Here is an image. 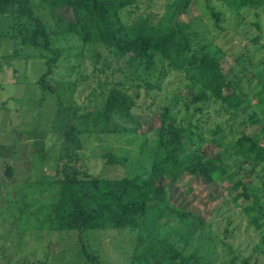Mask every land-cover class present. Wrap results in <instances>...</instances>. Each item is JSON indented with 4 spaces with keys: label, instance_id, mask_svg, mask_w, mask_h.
Segmentation results:
<instances>
[{
    "label": "rangeland",
    "instance_id": "1",
    "mask_svg": "<svg viewBox=\"0 0 264 264\" xmlns=\"http://www.w3.org/2000/svg\"><path fill=\"white\" fill-rule=\"evenodd\" d=\"M170 1L138 0L137 12L157 22ZM32 2L44 22L54 28L44 2ZM227 3L228 0H193L182 18L191 21L190 28L196 33L194 51L200 53L199 46L205 45L219 56L229 78L243 77L237 85L242 92L249 91V106L235 114L224 110L215 99L191 101L197 85L189 77L193 72L190 53L175 63L157 54L154 65L146 68L129 55L117 57L102 45H84L74 35L51 34L53 46L60 48L61 54L51 64L52 72L44 75L50 54L23 40L14 14L0 13V264L32 260L43 264H89L85 250L98 254L101 264H136L137 248L146 241L144 237L138 239L136 229H87L79 233L47 226L49 206L57 199V188L52 184L55 167L68 155L77 156L70 162L81 171L121 177L145 173L150 160H163L167 154L173 169L181 170L184 158L201 146L207 157L218 150L226 151L223 155L233 182L251 180L257 185L264 180V170L253 175L249 164L236 159L229 146L241 132L254 131L264 144V0L241 9L238 15ZM211 7L222 12L220 27L213 24ZM54 13L66 15L60 9ZM236 59L242 60V72ZM106 80L123 81L122 86L138 95L134 123L114 115V122L102 127L118 129L117 133L99 130L63 135L72 105L84 108L102 104V92L110 86L104 85ZM165 106L172 116L166 123L167 130L182 128L176 146L158 131V116ZM252 113L260 122L244 123L243 119ZM126 127H131V134L122 131ZM174 146L178 148L176 152L172 150ZM108 153L126 159L110 162L104 156ZM181 173L169 185L168 202L198 214L206 224L185 246V255H194L201 264H228L245 258L250 264H264L259 231L249 225V217L241 207L228 198L231 180L224 176L221 182H213L184 169ZM145 231L157 238L171 235L160 223H148ZM169 240L175 238L171 235Z\"/></svg>",
    "mask_w": 264,
    "mask_h": 264
},
{
    "label": "trees",
    "instance_id": "2",
    "mask_svg": "<svg viewBox=\"0 0 264 264\" xmlns=\"http://www.w3.org/2000/svg\"><path fill=\"white\" fill-rule=\"evenodd\" d=\"M32 1L0 0V13L14 14L17 17L16 28L23 40L50 54L44 75L52 72L51 64L61 54L60 48L53 46L50 35L68 34L76 36L84 45H102L117 57L129 55L133 61L138 60L146 68L154 65L157 54L175 63L181 56L190 53L189 62L193 72L189 77L197 85V90L191 93L192 102L215 99L220 101L224 110L232 114L239 112L242 107L246 111L249 106V91L242 92V87L237 85L243 77L234 79L235 81L229 78L223 70L219 56L213 54L205 45L199 46L200 53L193 50L192 43L196 33L190 28L191 21L182 18L193 0H171L157 22L137 12L138 0H42L43 6L48 9L55 22L54 28L44 22ZM256 2L257 0H228L227 4L237 14ZM56 9L65 10L66 15L55 14ZM221 15L220 10L211 7L210 16L215 27H220L223 19ZM236 65L241 67L239 72L244 70L241 59H236ZM103 83L110 86L102 92L104 96L101 94L102 104L84 108L72 105L63 135L78 136L94 131L98 133L99 130L117 133L118 129L107 130L102 127L112 124L114 115L128 123H134L133 110L137 105L138 95L122 86L123 81L110 83L106 80ZM171 117L169 108L165 106L158 116V131L160 135H167L176 146L181 139L182 128L177 126L167 130L166 123ZM243 122L249 125L260 120L252 113ZM122 131L131 134L133 130L126 127ZM257 133L241 132L239 137L229 143L232 154L244 164H249L253 175L264 170V144ZM214 141L219 144L217 138ZM175 146L172 150L176 152L178 148ZM223 153L218 150L215 155L207 157L199 146L184 158L186 163L183 169L196 177L213 182H221L224 176L229 180L234 179L228 172ZM104 156L115 163L126 159L112 153ZM168 157L167 154L163 160H150L145 173L105 177L79 170L70 162V159L74 162L77 156L68 155V158L55 167L56 176L52 184L57 188V199L49 206L47 226L77 230L79 233L87 229L130 227L138 231V239L146 238L140 244V249L137 248L136 264H201L194 255L186 256L183 249L206 224L198 214L169 204V185L180 177L183 169H173L167 162ZM59 164L61 168L58 167ZM8 169L10 172V168ZM255 177L251 176L253 179ZM231 182L227 187L228 198L231 197L233 204L241 207L243 213L249 217V225L259 231L262 244L260 253L264 256V201H260L264 198V180L260 179L257 185L252 184L251 180L244 182L238 179ZM147 221L150 224L165 225L167 232L175 240H169L171 235L158 238L148 235L145 231ZM78 239L81 241V236L78 235ZM84 252L89 264H101L98 254H90L86 250ZM145 258L151 261L148 262ZM24 264L43 263L32 260ZM228 264L250 262L245 258L241 261L231 260Z\"/></svg>",
    "mask_w": 264,
    "mask_h": 264
}]
</instances>
